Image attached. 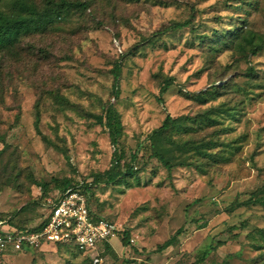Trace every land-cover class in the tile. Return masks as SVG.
Instances as JSON below:
<instances>
[{"label":"rangeland","instance_id":"374dc122","mask_svg":"<svg viewBox=\"0 0 264 264\" xmlns=\"http://www.w3.org/2000/svg\"><path fill=\"white\" fill-rule=\"evenodd\" d=\"M14 1L1 0L0 8L13 11ZM72 1L89 6L34 33L20 56L4 59L0 215L33 228L42 218L44 184L85 186L109 169V131L87 113L104 114L113 104L123 122L119 148L126 163L138 152V175L130 187L92 185L88 194L91 208L121 231L101 264H264V206L246 203L264 194V50L252 54L246 41L215 39L237 27L264 37V0ZM189 18V28L173 30ZM166 78L173 84L161 94ZM169 113L216 119L186 121L191 132L173 136L214 142L207 150L218 159L190 151V165L169 171L153 157L148 136ZM0 264L94 263L49 244L0 253Z\"/></svg>","mask_w":264,"mask_h":264},{"label":"trees","instance_id":"16d2710c","mask_svg":"<svg viewBox=\"0 0 264 264\" xmlns=\"http://www.w3.org/2000/svg\"><path fill=\"white\" fill-rule=\"evenodd\" d=\"M1 1V0H0ZM15 8L13 11H7L0 8V77L4 71V59L11 56H20V50H23V43L25 40L32 36L34 33H46L50 29L56 28V24L60 20H67L73 11H84L88 8V2L72 1V0H44L43 3H39L36 0H15ZM193 19L189 18L181 22H175L172 24L173 30H181L189 28L192 25ZM215 39L219 42L228 45L230 43L238 41H246V46L252 54H257L260 50H264V37L258 36L256 33L249 31L245 32L242 27H237L231 33H222L216 35ZM250 72H254L253 68L249 69ZM114 88L115 94H119V82L122 74L121 65H116L114 68ZM172 78H166L161 85V94L168 91L173 84ZM54 98L62 104H72L68 99L61 95H55ZM163 102V99L160 98ZM221 112V109H218ZM89 117L94 118L95 121L106 127L109 131V136L112 144L114 145V152L112 157V164L109 169L104 172L96 173L93 175V182L86 183L84 190L87 194L92 191V185L96 186H111V185H124L132 186V179L138 175V169L136 163L139 159L138 152L132 154L131 162H125V152L119 148V138L123 135V122L120 112L113 104H109L106 107L104 114L87 113ZM212 117L208 114L201 118L192 117L189 115L173 116L170 113L167 114L165 120L161 126L154 129L148 136L149 146L151 149V155L160 160L168 169L172 171L175 166L190 165L192 161L186 158L185 154L190 151H194L199 154L200 157L206 156L214 159H218L215 155L207 150L214 142H198L194 139H178L173 136L174 133H190L191 125H188L186 121H197L212 123ZM37 129L39 130V115L36 121ZM170 145V146H169ZM180 152L181 154H178ZM78 184L71 183L70 180L65 179L63 181L55 180L53 186L44 184L42 187V197L37 201L42 208V201L45 196L55 191L64 192L70 187H75ZM263 190H259L254 193V197L247 201L256 202L264 206V194H259ZM0 219H7L9 222L18 227L21 230L31 228L35 231H40L44 228L47 219L45 218V212L42 211V218L40 223L35 227H25L17 224L11 217L0 215ZM180 232V231H178ZM175 238V237H174ZM168 240L161 246L165 249L173 245V239ZM131 242L130 231L123 232L122 243L124 246H129ZM55 246H63L61 244H53ZM66 247V246H63ZM111 249V245H107V252ZM24 252V251H22ZM19 253V252H17ZM86 259L91 261L90 257ZM205 259V258H204ZM141 264H148L142 262Z\"/></svg>","mask_w":264,"mask_h":264},{"label":"built area","instance_id":"2783aa9c","mask_svg":"<svg viewBox=\"0 0 264 264\" xmlns=\"http://www.w3.org/2000/svg\"><path fill=\"white\" fill-rule=\"evenodd\" d=\"M47 222L40 231L21 230L0 219V253L41 249L49 244L72 248L92 263L101 264L111 239L120 233L116 222L98 215L90 206L83 183L64 192L49 193L42 201Z\"/></svg>","mask_w":264,"mask_h":264},{"label":"crops","instance_id":"0c3cea01","mask_svg":"<svg viewBox=\"0 0 264 264\" xmlns=\"http://www.w3.org/2000/svg\"><path fill=\"white\" fill-rule=\"evenodd\" d=\"M112 245V244H111ZM112 247V246H111Z\"/></svg>","mask_w":264,"mask_h":264}]
</instances>
